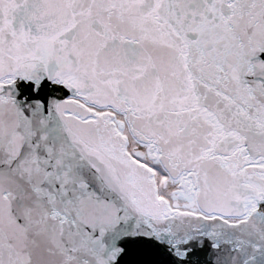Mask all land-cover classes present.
Segmentation results:
<instances>
[{"label":"snow or ice","instance_id":"snow-or-ice-1","mask_svg":"<svg viewBox=\"0 0 264 264\" xmlns=\"http://www.w3.org/2000/svg\"><path fill=\"white\" fill-rule=\"evenodd\" d=\"M0 264H264V0H0Z\"/></svg>","mask_w":264,"mask_h":264}]
</instances>
